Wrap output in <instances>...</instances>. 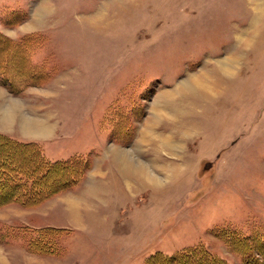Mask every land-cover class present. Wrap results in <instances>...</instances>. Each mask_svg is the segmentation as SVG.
I'll return each mask as SVG.
<instances>
[{"label": "rangeland", "instance_id": "rangeland-1", "mask_svg": "<svg viewBox=\"0 0 264 264\" xmlns=\"http://www.w3.org/2000/svg\"><path fill=\"white\" fill-rule=\"evenodd\" d=\"M0 40L29 76H0V134L88 163L0 208V264H264V0H0ZM49 227L55 254L29 250Z\"/></svg>", "mask_w": 264, "mask_h": 264}, {"label": "trees", "instance_id": "trees-1", "mask_svg": "<svg viewBox=\"0 0 264 264\" xmlns=\"http://www.w3.org/2000/svg\"><path fill=\"white\" fill-rule=\"evenodd\" d=\"M3 43L6 44L0 51V76L7 78L12 68H17L15 76L29 78L22 71V66H18L22 62L15 63L12 58L16 56L24 60L22 50L14 48L10 41L0 40V46ZM87 164L80 156L65 161H46L33 143L19 142L0 134V208L9 203L24 207L40 205L57 192L77 184L84 176ZM34 232H37V237L30 239L29 250L55 254L56 246L52 238L58 231L49 227ZM147 261V264H226L208 251L196 248L169 256L157 254Z\"/></svg>", "mask_w": 264, "mask_h": 264}, {"label": "crops", "instance_id": "crops-1", "mask_svg": "<svg viewBox=\"0 0 264 264\" xmlns=\"http://www.w3.org/2000/svg\"><path fill=\"white\" fill-rule=\"evenodd\" d=\"M12 112H13V110L12 111H9V113L8 112L5 113V119L6 120H9L10 118H12V116H13L12 115ZM5 119H4V121H6ZM26 128H28V127H26ZM40 129H39V131H43L44 128L43 129L40 128ZM158 129L155 128L154 130L156 131ZM163 130H165V132H166L167 135H169V133H170L171 137H169L170 135L167 136V137H164L162 134H157L156 133L157 136H155L156 134L155 135L154 134L149 135V133H146L145 134L146 139L148 138L147 140L150 141V144L151 145H186L185 138L179 136L180 135V130H178L177 128H175V129H169V130L163 128L162 131ZM31 131H32V129H31ZM33 131H35V130H33ZM156 137H157V139H156ZM154 139H156V140H154ZM153 142H155V144Z\"/></svg>", "mask_w": 264, "mask_h": 264}, {"label": "bare ground", "instance_id": "bare-ground-1", "mask_svg": "<svg viewBox=\"0 0 264 264\" xmlns=\"http://www.w3.org/2000/svg\"><path fill=\"white\" fill-rule=\"evenodd\" d=\"M10 111H12V109H9ZM30 124V123H29ZM41 130V129H40ZM42 132V131H41ZM123 159V163H124V165L126 164V161H125V159L124 158H122Z\"/></svg>", "mask_w": 264, "mask_h": 264}]
</instances>
